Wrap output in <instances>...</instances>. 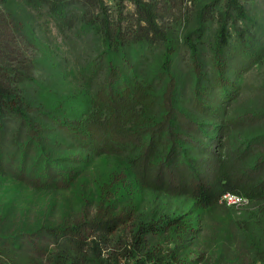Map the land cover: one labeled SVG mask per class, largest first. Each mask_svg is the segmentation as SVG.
Here are the masks:
<instances>
[{
	"label": "rangeland",
	"instance_id": "obj_1",
	"mask_svg": "<svg viewBox=\"0 0 264 264\" xmlns=\"http://www.w3.org/2000/svg\"><path fill=\"white\" fill-rule=\"evenodd\" d=\"M227 2L68 0L53 9V0H11L8 10L20 23L16 29L11 22L0 44L14 58L11 50L23 40L22 67L33 69L21 91L41 110L17 117L0 109V264H153L148 253L174 254L173 264H264V199L202 206L188 195L151 190L132 173L134 152L89 150L71 134L76 121L98 113L95 93L110 66L121 70L116 87L133 77L152 81L158 94L169 72L176 105L202 127L188 150L206 159L209 137L223 124L229 133L221 136L222 152L237 149L244 165L253 164L256 156L241 146L264 135V0H240L243 15ZM223 23L229 83L219 87L214 62ZM186 38L198 48L200 78ZM112 215L121 218L118 229L96 232L91 221ZM170 217L174 225L125 256L140 221ZM53 227L62 230L46 229ZM76 231L89 246L78 247Z\"/></svg>",
	"mask_w": 264,
	"mask_h": 264
},
{
	"label": "trees",
	"instance_id": "obj_2",
	"mask_svg": "<svg viewBox=\"0 0 264 264\" xmlns=\"http://www.w3.org/2000/svg\"><path fill=\"white\" fill-rule=\"evenodd\" d=\"M53 1V9H61L59 3L63 4L68 0ZM77 1L94 6L101 0ZM10 3L11 0H0V42L8 34L11 22L16 29L20 23L14 17V11L8 10V7L11 8ZM227 6L237 9L242 15L244 13L240 0H228ZM226 29V24L223 23L219 29L218 48L215 52L214 83L219 87L229 83L225 76L229 65V35ZM154 32H157L156 28ZM23 44L21 39L17 50H11L18 55L14 58H7V52L2 50L6 46L0 44V109L6 108L17 117H21L26 111L41 110L40 107L32 105L21 91V81L29 78L33 69L28 64L22 67L20 56L24 53ZM185 44L190 52L192 72L200 78L203 71L196 43L186 38ZM6 68L13 72L11 76L2 71ZM120 77V68L110 66L103 83L95 93L94 103L98 113L76 121L77 129L75 127L71 132L79 143H83L89 150L113 149L134 152L129 162L139 183L167 195L194 197L202 206L216 203L225 192L236 193L249 199H264V135L245 139L241 149L248 151L247 154H254L256 159L253 164L244 165L242 158L235 155L237 149L222 152L224 145L220 139L222 135H228L229 127L219 125L216 127V133L209 137L208 148L204 152L207 154L206 159L198 158L192 154L196 150H188L186 142L194 140L190 137L195 136L202 127L200 122L193 120L176 105L177 82L174 75L167 73V81L160 94L152 81L133 77L128 82L122 81V86L116 87ZM256 139L259 140L255 141ZM1 141L2 131L0 143ZM204 162L213 164L205 167ZM54 170L51 172L50 168L46 169L49 177L54 175ZM176 220L170 217L149 222L140 221L128 240L129 245L133 247L132 253L128 251L125 256L132 257L135 249L146 246L149 234H161L162 230L164 233L167 231L166 227L174 225ZM120 223L121 218L117 215L99 217L91 221L96 232L103 230L109 234L114 233ZM46 229L50 233L62 230L60 227ZM73 230L74 227L71 228V231ZM73 237L78 247L85 244L89 246L78 231ZM171 252L174 253V250ZM145 257L152 259L153 264H173V258L177 259L174 254L164 258L148 253Z\"/></svg>",
	"mask_w": 264,
	"mask_h": 264
},
{
	"label": "built area",
	"instance_id": "obj_3",
	"mask_svg": "<svg viewBox=\"0 0 264 264\" xmlns=\"http://www.w3.org/2000/svg\"><path fill=\"white\" fill-rule=\"evenodd\" d=\"M220 200L228 204H244L248 201L244 196L232 192H225Z\"/></svg>",
	"mask_w": 264,
	"mask_h": 264
}]
</instances>
